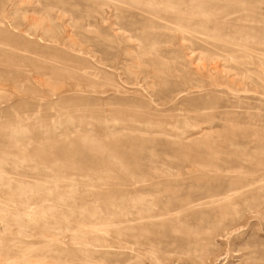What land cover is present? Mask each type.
<instances>
[{"label": "rangeland", "instance_id": "obj_1", "mask_svg": "<svg viewBox=\"0 0 264 264\" xmlns=\"http://www.w3.org/2000/svg\"><path fill=\"white\" fill-rule=\"evenodd\" d=\"M0 257L264 264V0H0Z\"/></svg>", "mask_w": 264, "mask_h": 264}, {"label": "bare ground", "instance_id": "obj_2", "mask_svg": "<svg viewBox=\"0 0 264 264\" xmlns=\"http://www.w3.org/2000/svg\"><path fill=\"white\" fill-rule=\"evenodd\" d=\"M199 131V129H197V132ZM151 186H153V185H151L150 183H149V185H141V186H138V187H135V188H133L132 190H128L127 192H125L124 193V196L122 197V199H124L126 196L127 197H129L130 195V193L131 192H133L134 194L132 195L133 197H134V204H133V206L134 205H136L137 204V200H140L141 198H143L142 197V195H143V193H144V191H146L147 189H149ZM156 189V188H155ZM157 192V191H156ZM148 194V193H147ZM127 201V200H126ZM128 202V201H127ZM44 204H46V203H44ZM41 206V205H40ZM38 208V207H37ZM33 213V212H32ZM11 215V214H10ZM94 216V215H93ZM162 217V215L161 214H159V218H161ZM115 221L114 220H110V219H105V220H99V219H97L96 220V224L94 225V228L93 229H95V230H103V231H107V230H109V228H111V227H114V226H116L115 225ZM119 226H121L122 228H125L123 225H125L124 223H120L119 222V224H118ZM18 226V225H17ZM89 231V230H88ZM19 256V255H18ZM4 257H2V259H3ZM7 258V257H6ZM26 258V257H25ZM1 259V257H0V260H2ZM37 260V259H36ZM7 261H8V258H7ZM6 261V262H7ZM3 262H5V261H3ZM13 262V261H12ZM11 262V263H12ZM9 264V263H8Z\"/></svg>", "mask_w": 264, "mask_h": 264}]
</instances>
